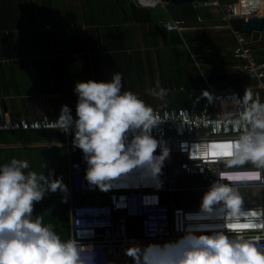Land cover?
Returning a JSON list of instances; mask_svg holds the SVG:
<instances>
[{"label":"crops","instance_id":"1","mask_svg":"<svg viewBox=\"0 0 264 264\" xmlns=\"http://www.w3.org/2000/svg\"><path fill=\"white\" fill-rule=\"evenodd\" d=\"M217 1L220 6L205 1L0 0V119L57 116L64 105L76 114V83L110 81L116 72H127L130 84L122 91L155 107L199 108L211 98L207 89L194 96L178 91L203 84L201 66L227 74L232 86L251 99L260 97L252 76L240 69L242 60L232 54L233 29L241 24L243 30V21L221 22L223 6L236 0ZM182 3H192L197 18L181 32L167 30L165 22L175 19L169 4ZM262 9L264 19V0ZM245 33L263 61L264 24ZM198 34L204 37L195 39ZM157 82L167 90L163 99L147 91ZM13 158L27 160L29 171L50 178L68 176L66 137L58 129L0 132V165Z\"/></svg>","mask_w":264,"mask_h":264},{"label":"built area","instance_id":"2","mask_svg":"<svg viewBox=\"0 0 264 264\" xmlns=\"http://www.w3.org/2000/svg\"><path fill=\"white\" fill-rule=\"evenodd\" d=\"M205 2L220 6L217 0ZM262 11V0H236L223 6L221 22L241 19L246 25L251 18L260 17ZM198 19L201 21V17ZM165 25L169 31L181 32L185 28L182 21L173 18ZM233 35L232 54L242 60L240 69L252 76L262 95L251 99L240 88L217 89L207 81L210 70L201 66L203 84L189 90L181 86L178 91L194 96L207 89L211 91V98L203 100L199 108L152 107L160 120L151 132L159 141L154 155L159 156L164 148L168 149L157 177L135 170L114 178L111 187L101 190L86 179L85 154L73 144L75 125L68 132L59 128L61 114L0 119V132L58 129L64 133L71 212L68 239H75L82 246L84 264H135L134 258L126 254L128 248L136 246L143 250L147 245L176 243L190 233L212 235L222 229L230 238L237 235L223 227L222 219L214 218L202 207H184L174 198V194L182 190H209L217 181L232 188H261L264 191V166L251 161L229 164L232 156L213 155V152L224 150L214 146L232 143L242 134L247 126L243 117L251 111L253 104L264 105V60L257 58L251 39L242 29H233ZM71 116L75 119L77 115L71 112ZM182 177L188 178L189 184L178 186L177 181ZM261 199L241 204L238 221L256 225L242 229L239 234L245 238L259 237L258 247H264V197ZM254 212L256 215H251ZM134 224L139 228L140 237L133 235ZM88 250H99L105 262L96 261L92 251L87 254Z\"/></svg>","mask_w":264,"mask_h":264},{"label":"clouds","instance_id":"3","mask_svg":"<svg viewBox=\"0 0 264 264\" xmlns=\"http://www.w3.org/2000/svg\"><path fill=\"white\" fill-rule=\"evenodd\" d=\"M122 88L120 72L110 81L77 82L76 118L64 105L58 119L65 132L75 125L73 144L85 154L86 179L101 190L111 187L114 178L135 170L157 177L168 155L167 148L154 155L159 141L151 132L160 122L154 109ZM147 91L160 99L167 95L159 82ZM243 119L247 126L242 134L224 144L233 157L228 163L251 161L264 166V105L253 104ZM29 168L27 160L17 158L0 165V264H84L83 248L75 239L62 240L41 217H32L34 203L41 201L46 191H67V186ZM241 204L236 189L217 181L205 193L201 207L222 219L223 227L237 235L230 238L222 229L212 235L190 233L163 246L153 244L143 250L133 246L126 254L135 264H264V247L257 245L259 237L245 238L239 234L241 228L233 227L239 224Z\"/></svg>","mask_w":264,"mask_h":264},{"label":"trees","instance_id":"4","mask_svg":"<svg viewBox=\"0 0 264 264\" xmlns=\"http://www.w3.org/2000/svg\"><path fill=\"white\" fill-rule=\"evenodd\" d=\"M169 11L172 16L175 17V19H178L182 21L183 25H187L191 23L193 20L197 18L198 11L194 8L192 3H182L177 6H174L172 4H169ZM242 28V25L239 26ZM127 72L122 73V79H123V87L130 84L126 77ZM125 80V81H124ZM146 104H150L149 100H144ZM155 107V104L152 105V107ZM65 166L67 170V160H65ZM48 176V175H45ZM61 179L64 180V185L67 186L66 191V200H62L59 197L57 201L54 200V198L51 196L47 198V200H44L46 196L48 195L46 192L44 194V197L41 201L35 202L34 207L36 210L32 213L33 219L36 217H41L42 221L45 225H51L53 227V230L60 236L62 240H66L70 238L71 235V212H70V204H69V183H68V177L66 176H60ZM50 179H57V178H50ZM258 201H262V199H259ZM133 235L136 237H140L139 228L136 224H134L132 228Z\"/></svg>","mask_w":264,"mask_h":264},{"label":"rangeland","instance_id":"5","mask_svg":"<svg viewBox=\"0 0 264 264\" xmlns=\"http://www.w3.org/2000/svg\"><path fill=\"white\" fill-rule=\"evenodd\" d=\"M152 106V105H150ZM58 180H61L62 183L64 184V180L61 178H57ZM182 184H189V179L186 177H182L177 181V185L180 186ZM236 189L241 196L242 199V204H250V203H254L255 201L261 199L262 197H264V191L261 188H234ZM208 190H182V191H178L174 194V198L176 200V203L178 205L184 206V207H201L202 205V199L205 195V193ZM46 193L48 194L46 196V198H44V200H47L48 197L51 196V198L53 197L55 201L58 200L59 197L62 200H66V191H61L60 189H58L55 192L52 191H46ZM36 210V208H33V212ZM92 251V257H94V259H96V261L104 263L105 262V257L103 256V254L98 250H88L87 254H89V252Z\"/></svg>","mask_w":264,"mask_h":264},{"label":"water","instance_id":"6","mask_svg":"<svg viewBox=\"0 0 264 264\" xmlns=\"http://www.w3.org/2000/svg\"><path fill=\"white\" fill-rule=\"evenodd\" d=\"M166 2H192V1H201V4H203V1L206 0H165ZM198 4V3H197ZM264 24V19L261 17H253L250 19V21L243 27V30L247 33H250L252 30H262ZM201 37H204V35L198 34L195 39H201ZM207 81L210 84H213L219 89L229 88L232 87V83L230 78L225 73H217L210 70L207 74ZM81 202V201H80Z\"/></svg>","mask_w":264,"mask_h":264},{"label":"snow or ice","instance_id":"7","mask_svg":"<svg viewBox=\"0 0 264 264\" xmlns=\"http://www.w3.org/2000/svg\"><path fill=\"white\" fill-rule=\"evenodd\" d=\"M214 147H219L221 149H224L223 151H220V152H213V155H216V156H231L232 153L230 150H225L224 148V144L223 145H219V146H214ZM251 215H255L254 213H252ZM234 228H241V229H248L250 227H252V224H249V223H239V224H236V225H233Z\"/></svg>","mask_w":264,"mask_h":264},{"label":"bare ground","instance_id":"8","mask_svg":"<svg viewBox=\"0 0 264 264\" xmlns=\"http://www.w3.org/2000/svg\"><path fill=\"white\" fill-rule=\"evenodd\" d=\"M195 2H201V1H195ZM245 32V31H244ZM212 86H214L213 84H211ZM215 88H217L216 86H214ZM217 89H219V88H217Z\"/></svg>","mask_w":264,"mask_h":264}]
</instances>
